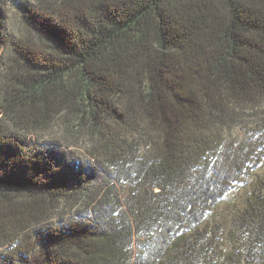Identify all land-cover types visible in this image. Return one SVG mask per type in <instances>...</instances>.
Listing matches in <instances>:
<instances>
[{
    "label": "trees",
    "instance_id": "trees-1",
    "mask_svg": "<svg viewBox=\"0 0 264 264\" xmlns=\"http://www.w3.org/2000/svg\"><path fill=\"white\" fill-rule=\"evenodd\" d=\"M0 264H264V0H0Z\"/></svg>",
    "mask_w": 264,
    "mask_h": 264
},
{
    "label": "rangeland",
    "instance_id": "rangeland-1",
    "mask_svg": "<svg viewBox=\"0 0 264 264\" xmlns=\"http://www.w3.org/2000/svg\"><path fill=\"white\" fill-rule=\"evenodd\" d=\"M45 138V137H44ZM70 150H72L74 153H73V155H74V157H77V158H79V159H84V158H86L87 157V154H86V152L83 150V148L81 149V148H70Z\"/></svg>",
    "mask_w": 264,
    "mask_h": 264
}]
</instances>
